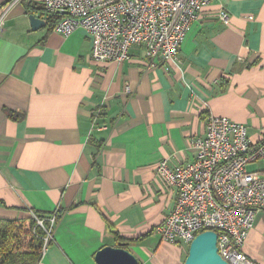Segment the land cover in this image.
<instances>
[{
    "label": "crops",
    "instance_id": "1",
    "mask_svg": "<svg viewBox=\"0 0 264 264\" xmlns=\"http://www.w3.org/2000/svg\"><path fill=\"white\" fill-rule=\"evenodd\" d=\"M8 2L0 0V219L57 215L37 264H99L97 251L118 236L137 264H182L187 249L154 230L175 200L155 166L190 162L189 141L208 114L264 140V0H211L176 59L153 66L141 46L119 63L94 61L85 30H52L42 0ZM29 14L45 26L33 30ZM243 250L264 264V210Z\"/></svg>",
    "mask_w": 264,
    "mask_h": 264
},
{
    "label": "built area",
    "instance_id": "2",
    "mask_svg": "<svg viewBox=\"0 0 264 264\" xmlns=\"http://www.w3.org/2000/svg\"><path fill=\"white\" fill-rule=\"evenodd\" d=\"M27 1L9 0L7 7ZM210 2L42 0L48 14L58 15L52 30L65 37L77 28L85 30L92 41V60L119 63L129 59L131 47L141 46L150 66L158 59H176L191 24ZM5 11L0 10L1 17ZM217 17L224 23L229 19L225 10ZM189 144L194 152L190 162L172 164L165 157L155 166V176L175 197L155 232L166 242L189 246L197 233L213 230L218 253L229 264H258L245 254L243 245L257 213L264 210V140L253 143L246 124L208 114L203 134ZM254 163L260 166L251 169ZM48 221L42 254L53 239L55 217Z\"/></svg>",
    "mask_w": 264,
    "mask_h": 264
},
{
    "label": "trees",
    "instance_id": "3",
    "mask_svg": "<svg viewBox=\"0 0 264 264\" xmlns=\"http://www.w3.org/2000/svg\"><path fill=\"white\" fill-rule=\"evenodd\" d=\"M51 18L58 19L55 14ZM8 115L19 120L23 114L8 111ZM49 214L33 210V215L19 219H0V264H37L41 259L42 237L45 231L36 224V219L46 221ZM55 222L57 215H54ZM119 240L127 239L118 236ZM125 243V242H123Z\"/></svg>",
    "mask_w": 264,
    "mask_h": 264
},
{
    "label": "water",
    "instance_id": "4",
    "mask_svg": "<svg viewBox=\"0 0 264 264\" xmlns=\"http://www.w3.org/2000/svg\"><path fill=\"white\" fill-rule=\"evenodd\" d=\"M33 30L45 26L46 21L34 14L28 15ZM127 244L118 242L116 246H103L95 258L99 264H137L135 257L127 249ZM182 264H229L218 253L217 234L204 230L195 235L189 243L187 255Z\"/></svg>",
    "mask_w": 264,
    "mask_h": 264
},
{
    "label": "rangeland",
    "instance_id": "5",
    "mask_svg": "<svg viewBox=\"0 0 264 264\" xmlns=\"http://www.w3.org/2000/svg\"><path fill=\"white\" fill-rule=\"evenodd\" d=\"M47 222H48V223H46V221H42V223H41V224H37V221H36V224H37V225H40V226H42V227H43V229H44V231H45V234H44V236L46 235V231H47V229H48V226H49V221H48V218H47ZM183 248H186V249H188V246L184 245V246H183ZM186 255H187V254H186Z\"/></svg>",
    "mask_w": 264,
    "mask_h": 264
}]
</instances>
